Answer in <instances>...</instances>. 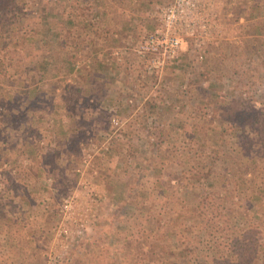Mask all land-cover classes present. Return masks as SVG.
<instances>
[{
  "label": "rangeland",
  "instance_id": "374dc122",
  "mask_svg": "<svg viewBox=\"0 0 264 264\" xmlns=\"http://www.w3.org/2000/svg\"><path fill=\"white\" fill-rule=\"evenodd\" d=\"M12 1L0 11V221L21 214L0 224V264H43L73 196L95 216L62 264H206L215 250L247 261L249 235L264 245L249 216L242 235L248 194L234 184L240 172L261 187L264 224V0H208L210 32L162 68L136 48L169 0ZM193 165L212 183H188ZM203 192L216 226L195 207Z\"/></svg>",
  "mask_w": 264,
  "mask_h": 264
},
{
  "label": "built area",
  "instance_id": "2783aa9c",
  "mask_svg": "<svg viewBox=\"0 0 264 264\" xmlns=\"http://www.w3.org/2000/svg\"><path fill=\"white\" fill-rule=\"evenodd\" d=\"M208 0H169L158 13V23L136 48L146 66L162 68L175 60L187 40L202 39L212 28ZM92 204L89 203L87 205ZM61 214L50 229V240L43 254V264H62L73 241L84 235L95 207H84L73 196L61 205Z\"/></svg>",
  "mask_w": 264,
  "mask_h": 264
},
{
  "label": "trees",
  "instance_id": "16d2710c",
  "mask_svg": "<svg viewBox=\"0 0 264 264\" xmlns=\"http://www.w3.org/2000/svg\"><path fill=\"white\" fill-rule=\"evenodd\" d=\"M12 0H0V11H7V10H10L12 7ZM215 84L213 83H208V88L211 89L212 87L214 88ZM225 91V95L227 96L228 95V89L224 90ZM257 106L258 108L262 105H264V95H261L260 99L257 100ZM227 110H229L230 112V109L229 108H226ZM241 110H239L237 113H239ZM236 112L234 113V118H236ZM242 122V128H248L249 126V123H252L251 120L248 118H245L243 116V119L241 120ZM253 123L255 124L254 126V133L256 135V138L264 145V119H260V120H257L255 119L253 121ZM253 126V124H251ZM214 132H217L218 131H214ZM207 134V133H206ZM205 134V136H206ZM213 135H215V133H211ZM214 138V137H213ZM220 138V136H219ZM214 143L215 144H221V140L218 141L216 140V138L213 139ZM217 149L216 148H213V152H216ZM190 172H192V177H188V183H193V185H197V184H200L201 182L202 183H212V179L213 178V174H211L209 171H205L204 168H202V166L200 165H193V166H189V169H188ZM234 178H235V181H234V184H235V190L237 191H242V192H247L248 195H245L244 197L247 198V208H246V211H247V216L245 217V215H243L242 212L240 211H236L235 215L238 217V221H240L241 223H243V225L245 226L243 230H246V231H243L242 232V235H245V233H247L248 231V227L246 226V222L243 221V220H246V218L249 216L250 219H252L251 223L249 224L250 226H252V224H254V222H256V224H259L261 227H264L263 223L261 222V217L259 215H257V211L261 212L262 209L259 207V203H258V198L260 199L259 197V192L261 187H257L256 189L253 188V186L251 184H248V182L250 181L249 178L247 177H244V175H242L240 172L239 173H235L234 174ZM196 182H200V183H196ZM240 193V192H238ZM205 198L208 200V199H213V197H210L207 193H204L200 195V202L199 204L195 205V207L197 206V208L201 209L202 207V204L204 206V211L206 212V214L208 215L207 217V222L211 225V226H216V223H217V220L215 218V213H212L209 209H207V205H206V202H205ZM208 202V201H207ZM210 203V202H208ZM211 204V203H210ZM248 212H250V214L248 215ZM246 214V213H245ZM221 221H223L224 223H227L226 220H223L221 219ZM257 232V231H256ZM246 236V235H245ZM258 236H248V238L246 239L247 241V244L250 246V250L247 249L246 247H243L242 250L244 253H246V256L248 257V260L245 261V260H233L231 259V257L228 255H223V253L219 252V254L216 253V250L212 252V254L210 253L209 256L211 257H208V253H203L202 254V251H201V256L204 257V259L206 260V264H264V248L262 245V243H256L255 241L258 240L257 238ZM148 251L145 252V254L147 253ZM163 264H177L173 261H165V262H162ZM190 264V261L189 263ZM191 264H200L199 262H194V263H191Z\"/></svg>",
  "mask_w": 264,
  "mask_h": 264
},
{
  "label": "crops",
  "instance_id": "0c3cea01",
  "mask_svg": "<svg viewBox=\"0 0 264 264\" xmlns=\"http://www.w3.org/2000/svg\"><path fill=\"white\" fill-rule=\"evenodd\" d=\"M17 210H19V209H17ZM17 210H14L13 212H9V213H4V212H2V214H3V216H6L7 218H5V217H3V219L0 221V224H2L3 223V221L5 220V223L4 224H9V221L11 220H9V217H12V218H16V216H18V215H20L21 214V212H18ZM30 211H27V209H25L24 211H23V213H22V216H24V217H28V213H29ZM42 214L44 215V212H42ZM2 217H0V219H1ZM14 221V220H13ZM14 224H16V222H13V225ZM12 224H10V225H8V226H6V227H11V226H13ZM26 225H28L27 223H26ZM30 225V224H29ZM32 230V229H31ZM32 232V231H31ZM3 264H14V262H12V263H10V259H8V260H6V263H3Z\"/></svg>",
  "mask_w": 264,
  "mask_h": 264
}]
</instances>
